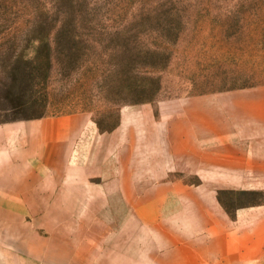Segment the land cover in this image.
Here are the masks:
<instances>
[{
	"label": "rangeland",
	"instance_id": "rangeland-1",
	"mask_svg": "<svg viewBox=\"0 0 264 264\" xmlns=\"http://www.w3.org/2000/svg\"><path fill=\"white\" fill-rule=\"evenodd\" d=\"M259 86L264 0H0V124L80 118L56 163L0 167V264H163L154 191L200 184L166 174L171 103Z\"/></svg>",
	"mask_w": 264,
	"mask_h": 264
},
{
	"label": "crops",
	"instance_id": "crops-1",
	"mask_svg": "<svg viewBox=\"0 0 264 264\" xmlns=\"http://www.w3.org/2000/svg\"><path fill=\"white\" fill-rule=\"evenodd\" d=\"M171 104L163 140L166 174L180 180L195 175L200 184L178 181L154 191L165 212L163 264H264V201L231 213L218 197L224 190L264 192V86ZM79 120L0 124L2 171L7 174L5 164L56 163L44 148L73 138Z\"/></svg>",
	"mask_w": 264,
	"mask_h": 264
},
{
	"label": "trees",
	"instance_id": "trees-1",
	"mask_svg": "<svg viewBox=\"0 0 264 264\" xmlns=\"http://www.w3.org/2000/svg\"><path fill=\"white\" fill-rule=\"evenodd\" d=\"M242 9V7H240V10ZM223 204V203H222ZM224 205V204H223Z\"/></svg>",
	"mask_w": 264,
	"mask_h": 264
}]
</instances>
